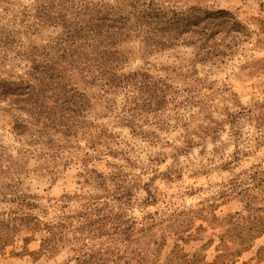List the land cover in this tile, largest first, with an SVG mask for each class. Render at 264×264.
I'll use <instances>...</instances> for the list:
<instances>
[{
    "label": "rangeland",
    "instance_id": "1",
    "mask_svg": "<svg viewBox=\"0 0 264 264\" xmlns=\"http://www.w3.org/2000/svg\"><path fill=\"white\" fill-rule=\"evenodd\" d=\"M49 1L0 0V41L46 46ZM158 3L229 13L250 38L207 64L130 44L124 73L154 87L84 90L73 137L19 136L0 111V264H264V0ZM8 56L0 78L23 67Z\"/></svg>",
    "mask_w": 264,
    "mask_h": 264
},
{
    "label": "trees",
    "instance_id": "2",
    "mask_svg": "<svg viewBox=\"0 0 264 264\" xmlns=\"http://www.w3.org/2000/svg\"><path fill=\"white\" fill-rule=\"evenodd\" d=\"M33 16L34 31L47 25L60 30L46 46L0 41L1 66L9 54L23 64L21 72L0 78V111L14 119L19 136H76L90 107L86 89L130 99L136 90L154 87L145 73H124L130 44L139 43L148 56L192 49L196 61L207 64L226 60L251 34L229 13L179 10L158 0H52Z\"/></svg>",
    "mask_w": 264,
    "mask_h": 264
}]
</instances>
